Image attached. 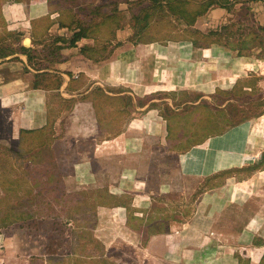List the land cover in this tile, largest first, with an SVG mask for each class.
Returning a JSON list of instances; mask_svg holds the SVG:
<instances>
[{
    "label": "crops",
    "instance_id": "obj_1",
    "mask_svg": "<svg viewBox=\"0 0 264 264\" xmlns=\"http://www.w3.org/2000/svg\"><path fill=\"white\" fill-rule=\"evenodd\" d=\"M69 1L73 4L65 6L60 0H0V51L5 50L0 53V123L8 126L0 148L13 155L19 151L14 147L23 148L27 171L29 165L45 170L35 160L40 151L51 149L57 156L69 148L84 186L93 187L85 190L105 195L97 200L107 203L127 201L128 190L136 192L129 200L152 202L151 186H170L169 180H153L159 169L168 173L167 163L162 166L152 156L159 153L176 155L181 177L198 182L253 167L250 176L228 178L201 194L191 222L175 232L153 230L146 243L153 256L162 252L172 264H264V114L177 151L169 120L151 107L156 101L151 98L161 94H193L199 105L234 90L239 79L254 72V63L239 67L240 58L209 37L211 31L206 34L226 9L211 8L192 27L155 13L135 32L133 4L144 1L149 7L150 2L126 0L118 7L119 29L113 25L98 33L93 28L72 47L80 18L76 0ZM187 29L213 42L199 45L205 39ZM257 62L262 70L264 62ZM57 159L49 178L44 172L27 182L57 181ZM94 215L101 223L105 219L100 211ZM141 228L132 226L135 232ZM98 233L96 226L92 236L104 242Z\"/></svg>",
    "mask_w": 264,
    "mask_h": 264
},
{
    "label": "rangeland",
    "instance_id": "obj_2",
    "mask_svg": "<svg viewBox=\"0 0 264 264\" xmlns=\"http://www.w3.org/2000/svg\"><path fill=\"white\" fill-rule=\"evenodd\" d=\"M106 1L111 0H76L75 4L84 17L87 15L84 7ZM60 3L69 6L72 2L60 0ZM231 3L224 14L212 21L206 34L220 30L216 41L240 58L239 67L245 68L246 62L254 63V72L239 79L241 83L234 90L202 99L199 105H196L198 97L193 94L177 97L161 94L151 98L156 100L151 107L159 108L161 115L169 120L171 144L177 151L264 114V68L260 70L257 62H264V0ZM112 10L109 6L107 12ZM175 32L179 33V28ZM7 136L8 126L2 122L0 137ZM11 140L14 141L13 131ZM7 148H0V264H172L164 260L162 252L157 253V258L149 251L146 239L153 230L175 232L193 220L201 194L221 187L228 178H246L253 170L251 167L226 172L204 182L195 178L185 180L179 174L177 156L165 157L159 153L152 156L158 159V164L163 162L162 166L167 163L168 173L159 169L153 180L159 183L169 180L170 186H151L152 202L135 203L129 199L136 192L128 190L127 201L107 203L97 200L105 195L85 190L93 187L84 186L85 180L73 167L76 155H71L69 148H63L57 156L51 149L40 151L35 160L42 167L45 165L42 171L32 165L27 167L28 171L23 169L27 162L22 160L23 148L14 147L19 150L17 155L8 153ZM56 157L61 164L57 181L44 180L40 185L27 182L28 178L44 172L48 177L52 164L58 162ZM123 207L128 208L131 220L125 216ZM102 209L110 212H101ZM97 211L105 218L102 223L94 215ZM135 211L138 220L134 218ZM96 226L104 242L93 238ZM132 226L142 228L135 232Z\"/></svg>",
    "mask_w": 264,
    "mask_h": 264
},
{
    "label": "trees",
    "instance_id": "obj_3",
    "mask_svg": "<svg viewBox=\"0 0 264 264\" xmlns=\"http://www.w3.org/2000/svg\"><path fill=\"white\" fill-rule=\"evenodd\" d=\"M125 1L126 0H111L102 2L101 4L91 3L87 7H84V10L87 11V15L84 16L85 21L84 17L81 15L82 13L78 11V16L80 18L79 29L72 37L71 46H75L78 41L87 37L90 30L93 28H95L98 33H100L103 28L111 29V26L113 25L115 28L119 29L121 27L122 18L119 16V13L121 14V12L118 7L120 3H124ZM146 1L150 2L149 7L145 6L146 3H144V1H140L133 4V7L130 10L133 12L131 25L135 32H140L148 24L149 20L155 13L162 18L173 17L178 23H184L188 27H192L197 23V20L205 16L211 8L219 6L221 8L229 9L232 4L231 0H145V2ZM109 6H112L113 10L107 12ZM139 8L141 10H139ZM186 32L196 37L197 40L205 39L202 37L200 31H191L187 29ZM217 32L218 31H211L208 35L209 37L215 36L216 38V36H218ZM205 42L204 44L199 42V45L209 44L213 42V40L209 42L205 39ZM4 51L5 50L3 49L0 53H3ZM23 51L25 50L23 49Z\"/></svg>",
    "mask_w": 264,
    "mask_h": 264
}]
</instances>
